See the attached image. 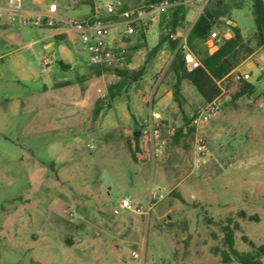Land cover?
I'll return each mask as SVG.
<instances>
[{"label":"rangeland","instance_id":"rangeland-1","mask_svg":"<svg viewBox=\"0 0 264 264\" xmlns=\"http://www.w3.org/2000/svg\"><path fill=\"white\" fill-rule=\"evenodd\" d=\"M33 1L23 0V10L44 9ZM110 1L117 0H45L60 6L53 25L47 16L33 14L40 26L18 20L0 25V264H224L213 249L223 248L219 223L227 217L241 225L236 248L251 251L244 235L256 245L264 241V102L256 100H264V51L257 55L262 61L251 60L254 66L247 69L252 95L231 101L240 84L233 74L221 84L222 110L208 124L185 126L204 99L185 80L178 105L172 92L167 96L174 82L173 52L165 53L162 65L149 57L160 37L177 33L169 6L146 17L145 28L137 26L148 31L145 40L139 34L124 38L123 58L118 60L117 52L102 76L76 42L55 38L64 21L90 14L89 3L102 8ZM203 1L191 17L208 8L217 15L213 31L219 37L234 21L253 37V0ZM240 1L245 6L234 9ZM75 2L82 7L73 8ZM126 28L113 27L109 43L124 37ZM208 50L205 44L199 48L201 55ZM47 54L54 56L51 65L44 63ZM143 66L152 82L143 76L128 84L114 100L105 98L97 115L96 104L110 82L120 81L117 70ZM65 82L71 85L59 86ZM109 117L131 131H140L150 117L158 119L165 152L153 158L144 145L146 154L138 160L133 133L125 137L120 129L101 128ZM181 127L193 131L178 137ZM158 189L164 196L148 210ZM123 197L145 213L120 209ZM240 211L260 220L241 219Z\"/></svg>","mask_w":264,"mask_h":264},{"label":"trees","instance_id":"trees-1","mask_svg":"<svg viewBox=\"0 0 264 264\" xmlns=\"http://www.w3.org/2000/svg\"><path fill=\"white\" fill-rule=\"evenodd\" d=\"M183 0H140L142 7L145 10H150L163 4H169L171 8L170 26L174 32L186 28L188 8L182 4ZM254 20L256 30L252 38L243 37L241 31L237 27H233V36L231 38H222V41L216 44L215 47L209 49L205 55L199 52L200 46L205 44L207 39L213 33V29L217 23V15L212 10L205 8L199 15L198 19L188 32L186 42L190 50L196 55L200 61V65L194 70L189 71L186 68L185 53L179 47L180 39L172 38L171 35H163L158 43L151 49L150 58H154L164 47H168L173 52V58L169 64L170 74L174 77V82L171 83V90L174 101L181 105L183 100L182 83L189 81L196 90L200 93L204 102L210 103L219 97L223 88L222 83L229 82L232 77L230 74L254 52L255 47L264 48V0H253ZM140 27L145 28L144 25ZM60 40L61 37L55 36ZM63 67L65 64L62 65ZM108 71L107 68L98 67L95 69L97 76H102ZM120 81L111 84L108 87L107 94L101 98L97 104L95 113L98 115L102 110L101 103L105 104V98L114 100L126 88L128 84L136 83L146 73V67L143 66L137 71H119L117 70ZM236 92L232 95L231 101L235 102L245 96L252 95L255 91V85L249 81L241 80ZM71 85L70 82H65L59 86ZM259 102H264L262 98L256 99ZM192 119H185V126L189 125ZM186 127H181L176 131L177 136L184 132ZM187 131H193L189 128ZM140 137V136H139ZM135 136L134 139L138 140ZM176 137V139L178 138ZM134 156V155H133ZM135 159V156L133 157ZM239 218L249 221H259L257 215H249L245 211L238 213ZM211 220V218H209ZM223 234V248L215 247L213 253L221 256V261L224 264H262L264 257V241L260 245H256L247 236H243L244 242L249 244L251 251L242 252L236 248V231L241 230L239 221L234 217H227L225 221L219 223Z\"/></svg>","mask_w":264,"mask_h":264},{"label":"built area","instance_id":"built-area-1","mask_svg":"<svg viewBox=\"0 0 264 264\" xmlns=\"http://www.w3.org/2000/svg\"><path fill=\"white\" fill-rule=\"evenodd\" d=\"M9 7L0 8V19H3L6 13L9 14L12 22L18 20L20 23L25 25H35L40 26L42 24L41 19H34L28 14L24 13L23 10V0H8ZM170 6L169 4H163L161 6L155 7L150 10H145L144 8H127L121 7L118 1H110L107 5L100 8L95 6L90 15L82 20L75 21H64V26L66 30L73 33L76 37V43L88 53L90 64L92 66H109L113 61L112 53L108 50L106 41L110 35L112 22L111 18H117L121 23L126 24L125 34L132 35L136 32L137 26L142 24L146 17H155V13L162 8ZM57 4L52 3L49 7L51 13H56ZM19 13V15H18ZM55 16H47V24L53 25V18ZM172 38H179V47L185 53L186 57V68L191 71L200 65L199 59L190 50L187 45L186 38L183 36L171 35ZM222 41V37H219L217 32L211 33L210 37L205 42L206 45L211 49L216 46V44ZM54 61V56L47 54L44 63L46 65H51ZM236 81H249L251 75L249 73H234ZM233 73L230 74V77ZM225 92L217 97L210 103L205 104V106L197 109L194 118L191 121L192 127H200L208 124L211 119H213L221 110L223 106V96ZM226 100H229V96H225ZM161 122L154 117H150L147 122L142 126L140 130V135L146 138V144L150 149L153 158L162 155L165 152L166 143L161 139L160 135ZM187 127L184 132H187ZM197 166L199 163H196ZM162 189H158L151 195L152 201H158L163 198ZM153 203L149 204L148 210L151 209ZM120 209L130 210L138 214L145 213V209L142 206L136 207L130 197H123L120 201Z\"/></svg>","mask_w":264,"mask_h":264},{"label":"crops","instance_id":"crops-1","mask_svg":"<svg viewBox=\"0 0 264 264\" xmlns=\"http://www.w3.org/2000/svg\"><path fill=\"white\" fill-rule=\"evenodd\" d=\"M121 7L124 8V9H127V8H143L142 7V3L140 2V0H117ZM33 2H37L38 4H41V5H45L44 6V9H38V10H32L30 8H25L24 12L25 14H28V15H43V16H55V17H60V6L56 3V2H50L49 4H45V0H37V1H33ZM6 5L4 6H0V8H6L8 6V1L5 2ZM52 3H56L57 4V10H56V13H51L49 11V7ZM182 4H184L187 8H188V14H187V30L185 31V34L183 35L180 30L177 31L176 35L177 36H183V37H187L188 35V32L190 31V29L192 28V26L194 25V23L196 22V20L198 19L199 15H195L193 17H191V14L194 13L195 9H198L199 7H202L203 4L205 3V1L203 0H183L181 2ZM245 1H240L239 2V5L238 6H234L235 8L234 9H242L244 6H245ZM77 4L78 3H72V7L75 8V9H78L80 7H77ZM92 8L90 10V14L92 13L93 11V8L96 6H93L94 4L92 3H89ZM253 8V6H252ZM89 14V15H90ZM6 16V15H5ZM87 17V16H86ZM252 17L254 18V12H252ZM7 18V21L5 19V17L3 19H0V25L6 27L8 24L11 23V19H10V16H6ZM155 18V17H154ZM10 22V23H9ZM111 22H112V28L115 27V26H118L119 24H122L120 20H118L117 18H111ZM145 23V20L144 22L142 23V25ZM7 24V25H5ZM141 25V24H140ZM139 27V26H138ZM233 27H237L240 29L243 37L247 38V36L244 34V31L243 29L234 21L231 25V28ZM111 28V29H112ZM142 29V27H141ZM125 31V30H124ZM123 31L124 33V37H120L119 35H116L115 37H113L112 39V42L111 44L109 43V37L106 41V45H107V48L108 50L112 53V57H117V52L119 53L120 52V57H118V60L120 58H123L121 54H123L125 52V48H126V41L124 40V38H128L130 37L131 38V35H127L125 34V32ZM147 33L148 31L145 33V32H141V30H138L136 29V32L134 34H139L138 37H141L143 38L144 40L146 39V36H147ZM141 34V35H140ZM62 35V37H65L67 38V40H71L73 42H76V37L73 33H70L66 30V28H60L59 30L57 29L56 32L54 33V36H60ZM133 35V34H132ZM233 36V30H229L224 32L223 34V37L224 38H231ZM65 38H61V40H65ZM206 45V43H205ZM206 47L208 49H210L207 45ZM45 48H47V46H45ZM261 51H264V48L263 47H255L254 49V52L252 53L251 56H249L245 61H243L232 73H248L247 69H250V68H253L254 64L252 62H250L251 60L252 61H257L259 63V61H262V58H258L257 59V55L261 52ZM168 53L170 54L172 51L168 48V47H164L156 56H155V65H159V62L161 61V65H162V58L163 56L165 55V53ZM157 57V58H156ZM173 58V57H172ZM263 59H264V56H263ZM172 60V59H171ZM164 62V60H163ZM171 62V61H170ZM64 64V63H63ZM245 64H248L247 67H245ZM163 66H160V69H162ZM153 78V75L152 73H145L144 75V81H149L150 83L152 82ZM149 82L147 84H149ZM249 82H251V80H249ZM117 82L115 81H112L110 82V84H115ZM184 83V82H183ZM183 83H182V91H183ZM252 83V82H251ZM159 85V80L155 83V86L157 87ZM64 87V86H62ZM45 90H48V87L45 88ZM171 90L170 92L167 93V96H171ZM201 101V100H200ZM204 102V101H202ZM205 103V102H204ZM206 104V103H205ZM80 114V112H78ZM80 116V115H79ZM101 128H104L105 130H109V129H120L121 130V133L125 136V137H128L130 135V133H133L134 134V137L136 136V132H140L139 129H136L134 131H131L130 130V126H125V127H122L118 124V121L117 120H112L110 117L108 118L107 122L105 124H103V126ZM140 136V137H139ZM137 137H139L138 140H135V142H132L131 144V147L134 148V149H138L137 153H136V156L138 158V160H140V156L139 155H145L146 153L143 151V146L145 145V148H147V144L142 142V139L143 137L141 135H139ZM142 152V154H141ZM247 213V212H246ZM260 220V218H259Z\"/></svg>","mask_w":264,"mask_h":264},{"label":"water","instance_id":"water-1","mask_svg":"<svg viewBox=\"0 0 264 264\" xmlns=\"http://www.w3.org/2000/svg\"><path fill=\"white\" fill-rule=\"evenodd\" d=\"M60 65L62 66V65H63V62H60ZM64 67H66V66H64ZM135 135H136V136H139V135H140V132H136Z\"/></svg>","mask_w":264,"mask_h":264}]
</instances>
